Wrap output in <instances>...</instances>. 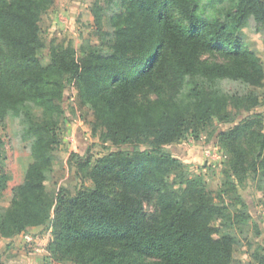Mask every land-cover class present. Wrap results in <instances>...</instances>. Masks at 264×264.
<instances>
[{
  "label": "trees",
  "instance_id": "trees-1",
  "mask_svg": "<svg viewBox=\"0 0 264 264\" xmlns=\"http://www.w3.org/2000/svg\"><path fill=\"white\" fill-rule=\"evenodd\" d=\"M126 1L128 26L106 34L109 53L86 50L78 60L66 50V62L53 57L43 67L37 57L40 15L55 0H0V121L6 111L15 113L32 157L0 220V236L51 225V257L76 264H233L236 241L217 237L219 209L203 177L179 172L180 163L165 148L190 134L198 139L215 119L230 121V105H258L250 88L264 84V68L240 29L250 17L264 25V0ZM67 78L75 82L79 104L90 106L106 131L104 140L118 150L90 168L93 188L74 196L60 188L53 197L44 170L52 167L59 143ZM228 84L245 93H230ZM248 135L246 124L222 137L239 141ZM260 143L264 148V136ZM4 146L0 137V161ZM8 182L0 162V198ZM108 183L123 195L110 199ZM175 187L185 188L192 205L179 201ZM154 197L157 224L141 215L143 203ZM255 260L264 264V253H255Z\"/></svg>",
  "mask_w": 264,
  "mask_h": 264
},
{
  "label": "rangeland",
  "instance_id": "rangeland-1",
  "mask_svg": "<svg viewBox=\"0 0 264 264\" xmlns=\"http://www.w3.org/2000/svg\"><path fill=\"white\" fill-rule=\"evenodd\" d=\"M208 1L204 0L202 5ZM126 3V0H55L40 15L43 46L37 57L41 65L49 66L53 57L66 62V50H73L78 60L86 56V50L109 53L111 40L106 34L128 26ZM240 37L264 68V25L250 17L242 23ZM205 58L225 63L221 57ZM3 64L0 55V73ZM227 88L230 93H245L239 85L228 84ZM250 90L259 99L258 105L249 109L230 105V121L215 119L198 139L190 134L165 148L180 163L179 172L203 177L208 198L219 209L214 216L219 230L217 237L231 236L236 241L233 264H257L255 253H264V148L260 143L264 136V84ZM64 94V115L57 128L59 143L53 147L52 167L44 170V183L53 197L60 188L67 189L72 196L83 188H93L88 176L90 168L98 159L118 150L104 140L106 131L97 123L92 108L79 104L77 87L70 78L65 81ZM5 113L0 121V137L5 142L0 162L9 182L0 198V220L14 200L15 190L24 184L32 161L21 136L19 118L11 111ZM246 124L248 137L239 141L222 137L234 127ZM141 149L147 151L148 146L141 145ZM85 163L90 166L85 167ZM105 187L110 199L123 195L117 185L108 183ZM172 192L181 203L192 205L184 187H175ZM141 215L147 223L161 221L156 197L143 203ZM51 240V225L29 228L11 239L0 236V264H76L52 258Z\"/></svg>",
  "mask_w": 264,
  "mask_h": 264
}]
</instances>
